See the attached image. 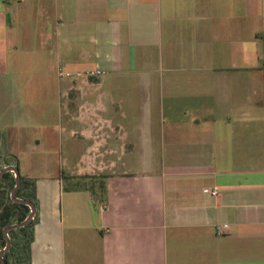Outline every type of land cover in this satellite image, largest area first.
Returning <instances> with one entry per match:
<instances>
[{"label": "crops", "instance_id": "1", "mask_svg": "<svg viewBox=\"0 0 264 264\" xmlns=\"http://www.w3.org/2000/svg\"><path fill=\"white\" fill-rule=\"evenodd\" d=\"M18 53L104 72L57 75L61 157L83 154L30 146L57 167L20 174L30 264H264V0H0V78Z\"/></svg>", "mask_w": 264, "mask_h": 264}, {"label": "rangeland", "instance_id": "2", "mask_svg": "<svg viewBox=\"0 0 264 264\" xmlns=\"http://www.w3.org/2000/svg\"><path fill=\"white\" fill-rule=\"evenodd\" d=\"M16 57L19 58L17 60L21 61L24 68L18 72H6L0 78V169L7 166L14 167L15 162L21 159L23 166L19 168L20 174L28 173L35 176L43 175L47 170L56 172L57 167L54 168V166L50 169L33 167L30 163L33 164L36 159L41 161L43 159L41 157L45 153L41 149L40 152L33 153L30 146L34 143V139L43 137L41 133L44 131L51 134L46 133L47 137H51L52 140L51 147L54 148L52 153L54 160L60 161L67 154L63 153L61 157L62 151L60 150L65 147L60 138L61 131L57 117L60 110L57 104L56 91L57 82L60 79L56 75L52 58H48L44 62L43 68L37 69L38 66L33 67L31 63L24 64L26 57L23 54L18 53ZM27 59L29 60L28 57ZM0 73L2 72L0 71ZM16 75L19 79L13 80ZM85 91L89 96V91ZM67 97L73 100L75 97H79V93L70 89L67 91ZM26 116L36 118L41 124L43 121L46 128L42 126L35 130L21 128L20 118H26ZM66 147L69 148L66 150L69 151H67V156L71 160H76L83 154V152H78V149H72L68 145ZM114 155V158H118L119 153L116 152ZM104 157L103 153L102 162L105 160ZM101 165L104 164L101 163ZM85 177L89 178L90 181L102 183L105 174L103 172L99 174L89 173L85 174Z\"/></svg>", "mask_w": 264, "mask_h": 264}, {"label": "trees", "instance_id": "3", "mask_svg": "<svg viewBox=\"0 0 264 264\" xmlns=\"http://www.w3.org/2000/svg\"><path fill=\"white\" fill-rule=\"evenodd\" d=\"M14 168L19 172L18 162H15ZM98 183V187H101L102 183ZM14 187V174L10 171L2 173L0 175V253L6 246L3 229L23 223L30 214V208L27 205L11 199L10 195ZM14 198L31 203L35 208V212L32 219L25 226L7 232L10 246L0 257L5 264H30L33 227L38 221L35 181L21 176L19 172V186L15 191ZM0 264H2L1 261Z\"/></svg>", "mask_w": 264, "mask_h": 264}, {"label": "water", "instance_id": "4", "mask_svg": "<svg viewBox=\"0 0 264 264\" xmlns=\"http://www.w3.org/2000/svg\"><path fill=\"white\" fill-rule=\"evenodd\" d=\"M8 171L13 172L14 173V177H15V187H14V190L11 192V195H10L11 196V199L13 201H17L19 203H23V204L27 205L30 208V214L25 219V221L23 223H21L19 225H15V226H11V227H7V228L3 229V236H4V239H5L6 246L2 250V252L0 253V255L2 253L6 252L8 250V248H9V246H10V242H9V239H8V236H7V232H9L10 230H13V229H16V228L25 226L32 219V217L34 215V212H35V208H34V206L31 203H29L27 201L17 200L16 198H14L15 191H16V189L19 186V172L14 167H6V168H4L3 170L0 171V175L2 173L8 172ZM0 261H1L2 264H5V262L2 260L1 257H0Z\"/></svg>", "mask_w": 264, "mask_h": 264}, {"label": "built area", "instance_id": "5", "mask_svg": "<svg viewBox=\"0 0 264 264\" xmlns=\"http://www.w3.org/2000/svg\"><path fill=\"white\" fill-rule=\"evenodd\" d=\"M57 75L61 79H73V78H77V77H84L87 79H96V78L103 76L104 72L98 68L91 69V70H88L85 72H71V71L65 70L59 66L57 68ZM204 193L210 194L211 196L217 195V192L214 190L213 191L205 190ZM218 233L220 234V231Z\"/></svg>", "mask_w": 264, "mask_h": 264}, {"label": "flooded vegetation", "instance_id": "6", "mask_svg": "<svg viewBox=\"0 0 264 264\" xmlns=\"http://www.w3.org/2000/svg\"><path fill=\"white\" fill-rule=\"evenodd\" d=\"M7 167H12V166H7ZM3 170V169H2ZM13 173V172H12Z\"/></svg>", "mask_w": 264, "mask_h": 264}]
</instances>
